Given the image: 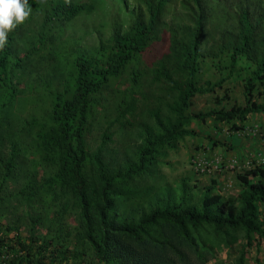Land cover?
<instances>
[{
  "label": "trees",
  "instance_id": "trees-1",
  "mask_svg": "<svg viewBox=\"0 0 264 264\" xmlns=\"http://www.w3.org/2000/svg\"><path fill=\"white\" fill-rule=\"evenodd\" d=\"M28 3L31 15L0 50V178L10 181L21 165L33 170L16 195L32 202L43 189L64 200L75 212V242L32 235L5 243L6 254L22 251L5 263L175 264L179 247L206 227L227 246L242 234L240 264L253 244L264 245V169L238 176L234 199L196 193L161 171L165 152L195 137L193 121L243 124L264 114V0H135L127 21L116 15L107 31L97 24L74 33L88 3ZM234 78L243 105L228 106ZM26 88L33 115L15 125ZM205 95L214 107L194 113ZM38 167L49 172L39 177Z\"/></svg>",
  "mask_w": 264,
  "mask_h": 264
},
{
  "label": "rangeland",
  "instance_id": "rangeland-1",
  "mask_svg": "<svg viewBox=\"0 0 264 264\" xmlns=\"http://www.w3.org/2000/svg\"><path fill=\"white\" fill-rule=\"evenodd\" d=\"M78 1L88 3L93 9L90 15L83 16L75 21L73 23L74 27L67 31L69 33L79 32L82 29L90 31L97 24L107 25L104 29V31H107L108 22L111 18L118 15L125 22L129 18V11H133L135 7V0ZM94 36L89 37L86 43L92 44ZM225 87L230 90V101L226 104L228 106L234 103L243 105V89L240 78L231 79ZM260 90L262 92V89ZM217 94L219 97L222 96L219 91ZM32 97L33 91L30 88H26L19 97L14 112L17 118L14 122L15 125L30 120L33 111L29 100ZM222 105L225 106V102ZM213 107V95L197 96L192 111L194 113H205ZM232 126L242 128L239 123H220L212 118L206 119L204 123L197 120L193 121L190 129L195 132V137L185 138L178 144L177 149L166 151L161 171L170 182L176 183L184 180L191 188L196 187V193L211 189L213 194L224 191L228 196H235L240 189L237 177L244 176L248 170L243 167L235 171V169L226 167L229 160L227 156L231 155L230 151L235 148L240 138V135L233 130ZM97 128L95 126L93 136L97 134ZM213 142H219L220 144L224 142L230 146V150H226L220 145L213 146ZM2 151L3 146L0 145V153ZM202 163H205V168L197 167V164ZM30 172H33V170H25V166L21 165L10 181L1 183L0 178V264H6L5 262H7L4 259L6 251L3 244H12L18 240L25 244V242H29V237L32 235L37 238L43 237L54 246L61 243L62 237H64L65 245L70 244L69 246H72L75 242L73 238L76 221L75 212L69 206L67 211L63 209V206H66L64 200H58L52 195L45 194L43 189L39 191L32 202H26L23 196L16 195L20 188L25 186L28 181L27 175ZM36 172L41 177L49 171L38 167ZM223 197H227V195ZM41 198L46 201H40ZM258 209V211L264 210L261 206ZM62 211L64 214L60 218ZM36 219H39L41 224H36V227H34L31 222ZM194 237L195 244L189 242L179 247L180 255L174 257L175 264H240V250L244 244L241 233L237 235V241L231 246H227L224 240L216 236L209 227L201 229ZM39 245L40 242L36 244V246ZM17 250V252L14 251L9 254L13 257L16 253L21 255L20 252L22 251ZM33 251L35 250L33 249ZM68 261L74 264H86V258H77L74 261L69 259ZM242 264H264V245L257 246L253 244L246 251Z\"/></svg>",
  "mask_w": 264,
  "mask_h": 264
},
{
  "label": "crops",
  "instance_id": "crops-1",
  "mask_svg": "<svg viewBox=\"0 0 264 264\" xmlns=\"http://www.w3.org/2000/svg\"><path fill=\"white\" fill-rule=\"evenodd\" d=\"M241 126L242 129L238 131L240 138L235 148L230 151L231 155L227 156L229 160L226 167L235 169V171L243 167L248 171V168L251 167L264 169V114H252ZM226 143L228 142L226 141ZM241 191L242 188L240 187L233 197L228 196L224 191L220 192L219 195H227L225 198L234 199Z\"/></svg>",
  "mask_w": 264,
  "mask_h": 264
},
{
  "label": "clouds",
  "instance_id": "clouds-1",
  "mask_svg": "<svg viewBox=\"0 0 264 264\" xmlns=\"http://www.w3.org/2000/svg\"><path fill=\"white\" fill-rule=\"evenodd\" d=\"M66 5L71 0H64ZM28 0H0V50L7 44L8 34L23 24L31 15Z\"/></svg>",
  "mask_w": 264,
  "mask_h": 264
},
{
  "label": "built area",
  "instance_id": "built-area-1",
  "mask_svg": "<svg viewBox=\"0 0 264 264\" xmlns=\"http://www.w3.org/2000/svg\"><path fill=\"white\" fill-rule=\"evenodd\" d=\"M205 163H202V164H197V167H200V168H205ZM249 170H254V169H260L258 167H251V168H248ZM11 255L8 253V254H5L4 256V259H10Z\"/></svg>",
  "mask_w": 264,
  "mask_h": 264
}]
</instances>
